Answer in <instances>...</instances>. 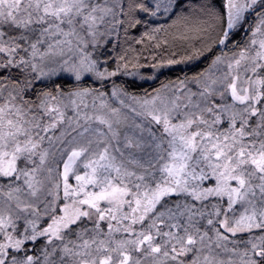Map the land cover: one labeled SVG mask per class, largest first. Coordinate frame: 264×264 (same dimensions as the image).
Here are the masks:
<instances>
[{
    "label": "snow or ice",
    "instance_id": "obj_1",
    "mask_svg": "<svg viewBox=\"0 0 264 264\" xmlns=\"http://www.w3.org/2000/svg\"><path fill=\"white\" fill-rule=\"evenodd\" d=\"M0 264H264V0H0Z\"/></svg>",
    "mask_w": 264,
    "mask_h": 264
}]
</instances>
